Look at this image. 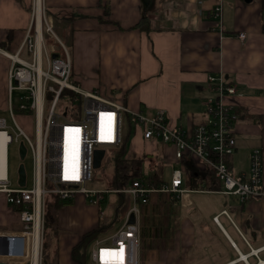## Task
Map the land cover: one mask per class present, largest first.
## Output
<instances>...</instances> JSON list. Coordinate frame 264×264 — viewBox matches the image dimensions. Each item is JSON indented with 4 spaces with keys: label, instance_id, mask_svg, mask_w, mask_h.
I'll return each mask as SVG.
<instances>
[{
    "label": "crops",
    "instance_id": "0c3cea01",
    "mask_svg": "<svg viewBox=\"0 0 264 264\" xmlns=\"http://www.w3.org/2000/svg\"><path fill=\"white\" fill-rule=\"evenodd\" d=\"M216 1L219 0H204L203 3L198 0H45V9L59 37L62 35L71 44L84 36L91 39L86 43L89 48L84 49L83 55V59L88 58L89 64H85V68L82 65L83 72L75 73L82 81L83 73L91 68L94 82H88L87 88L79 87L87 91L98 90L102 95L123 101L131 110H139L147 115H154L164 109L171 123L186 132L192 131L205 120L208 97L213 95L206 80L207 74L223 71L237 89L236 94L226 96V102L237 113L234 124L236 148L228 163L235 174L246 175L253 148L262 149L264 162V0H221L222 35L213 25L212 7ZM32 3L33 0H0V114L7 115L6 111H9L7 93L10 58L4 51L12 55L18 51L32 20ZM105 8L109 11L106 15ZM142 16L149 18V31L135 26ZM56 18L62 23L57 25ZM57 29H60L61 34ZM240 32L246 33L244 40L238 37ZM41 33L43 35V22ZM19 56L31 60V52L27 48L21 50ZM145 148L147 151L152 149L151 154L162 151L164 172L165 167L181 166L174 157L173 148L160 140H144L136 135L128 150L129 154L142 153ZM243 156L244 164L237 165ZM195 193L221 194L190 190L180 198L181 212L184 214L179 220L180 232L175 234L174 240L168 239L169 242L176 241L175 246L178 245L180 251L185 250L190 254L195 245V226L189 218H196L194 224H201L208 239V242L204 240L202 255L199 254L200 248L197 249L195 256L188 259L187 263L234 264L240 261L239 257L232 259L235 256L230 247L226 249L222 246L220 230L208 224L210 216L222 213L218 227L239 256L240 253L248 255L249 264H255L257 260L256 264H263L264 259L259 253H264V197L249 198L243 205L239 200L226 197L197 209L190 208L195 204ZM154 195L149 203L160 206L158 213L148 215L149 222L165 215L166 223L158 221L156 225L160 231L166 227V236L171 237L177 217L171 211L165 212L166 207ZM5 203L3 212L6 217L16 216L21 223L18 213ZM224 210L228 215L223 214ZM169 214L171 219L167 216ZM0 235L15 238L18 232L0 231ZM64 236L61 237H67ZM73 239L76 240L75 237ZM166 245L160 244L159 248ZM68 247L71 246L67 243L61 248L64 259L69 255ZM216 247L225 253L227 259H224L225 255L217 258L213 256ZM252 250L256 253H251ZM10 253L17 251L1 253L0 260L19 261L29 256ZM249 256H252L253 261L248 259Z\"/></svg>",
    "mask_w": 264,
    "mask_h": 264
},
{
    "label": "built area",
    "instance_id": "2783aa9c",
    "mask_svg": "<svg viewBox=\"0 0 264 264\" xmlns=\"http://www.w3.org/2000/svg\"><path fill=\"white\" fill-rule=\"evenodd\" d=\"M198 2L203 3L204 0ZM212 11L213 25L222 35L224 27L221 0L214 3ZM43 18L46 20V9L42 0L41 22ZM46 21V30L60 43L62 55L56 53L54 48L50 51L43 35L39 37V0H33L32 20L16 54L4 51L10 58V115L0 114V131L6 134V163L4 175H0V192L5 194L7 203L18 213L22 230L15 238L11 235L0 236L13 238L6 241L10 251H19L22 248L24 250L10 254L29 256L19 261L0 262L42 264L46 204L50 195L63 201L84 195L96 205L103 200L104 192H126L131 195V207L119 226L92 243L91 260L92 264H140L141 205L149 203L156 193H179L181 198L190 190L182 187L184 175L181 166L172 168L166 183L160 188L139 178L121 189L87 187V183L94 178L95 151L101 148L107 151V147L111 149L123 142V112L128 114L127 118L130 117L133 135L141 136L144 140H160L169 144L180 165L183 158L189 155L194 157L198 164L212 167L220 180V187L216 192L235 195L241 201L264 197V162L261 148L252 149L250 167L246 175L235 174L228 163L236 148L234 124L237 113L226 102V96L236 94L237 89L223 71L207 74L206 80L213 95L208 97L205 120L192 131L186 132L171 123L164 109L154 115H147L139 110H131L123 101L102 95L98 90L87 91L74 84L70 79L72 62L68 48L55 33L53 25ZM33 28L34 36H31ZM238 37L244 40L246 33L240 32ZM24 48L31 52V60L19 56ZM65 89L78 94L74 101L78 106L69 105L66 101L60 103L61 94ZM15 90L19 91V109L28 114L34 113V141L17 120L13 110L10 96ZM8 118L12 120V125H8ZM15 141L24 142L26 155L29 151L31 153L30 186H27V180L25 186H10L7 176V149L8 145ZM147 153L151 154L152 149ZM132 213L135 220L129 222ZM223 213L228 215L226 210ZM214 220L220 224L219 214L214 216ZM262 263L264 264V260Z\"/></svg>",
    "mask_w": 264,
    "mask_h": 264
},
{
    "label": "rangeland",
    "instance_id": "374dc122",
    "mask_svg": "<svg viewBox=\"0 0 264 264\" xmlns=\"http://www.w3.org/2000/svg\"><path fill=\"white\" fill-rule=\"evenodd\" d=\"M245 4V3H244ZM43 6H46L45 0H43ZM46 8V7H45ZM48 11L46 12V20L50 21V17L48 15ZM45 18H43V38L45 40V33L48 31L46 30V25L47 21ZM56 24L59 25L62 23L61 20H58L56 18L55 20ZM60 33V29H57ZM51 36V32H48ZM31 36H34V32H31ZM61 40L66 44L69 55L71 57L72 63H73V72L71 75V81L74 82V84L81 86L82 88H87L88 87V82H94V79L92 80L94 76L93 69L89 68L86 72L83 73V79L82 81L78 79L76 72H80L82 70V65L84 64H89L88 63V58L83 59V55L85 50H88V45H86L87 42H90L91 39H87V36H84L80 39V41H75L74 44H71L66 41L62 35H60ZM25 38V37H24ZM24 41V39H23ZM21 42V44L23 43ZM80 42L82 44H80ZM20 44V45H21ZM19 45V47H20ZM46 45L50 49H55L57 52L60 53L61 55L63 54L60 43L58 42L57 39L52 37L50 40H47ZM19 49V48H18ZM85 49V50H84ZM52 53V52H51ZM8 57V56H7ZM88 57V56H87ZM83 72V70H82ZM87 81V82H86ZM7 96L9 97V92L7 93ZM11 102L13 105H15V113H16V118L17 120L21 123V125L24 127V129L28 132V134L31 136V139L34 141V132H35V119H34V113L31 112V114H28L26 112L18 111V107L20 106V100H19V91L15 90L11 93L10 96ZM73 102L70 101L69 105H71ZM8 110V109H7ZM7 116L10 115L9 111H6ZM45 115H46V110H45ZM44 115V119H45ZM127 113L123 112V140L126 138V134L128 132V118H127ZM44 121V120H43ZM12 122L9 118L8 124L10 125ZM26 125V126H25ZM134 136L131 135L128 140H127V146L128 149L131 147L132 143L134 142ZM19 144L20 142H13L12 144L8 145L7 149V176L10 181V186L11 187H18V167L21 162L25 164L26 168V173H27V186H30L31 183V178H32V165H31V153L30 151L24 158V160H21L20 158V153H19ZM106 154L102 160L101 166L98 168L94 169V178L93 180L89 181L87 183V187L89 188H94V189H109L111 186L108 184V179L107 175H110L114 172L115 169V161L112 157L111 149L109 147L106 148ZM147 148L144 149V152H147ZM245 162V157L243 156V159L240 157L238 164H244ZM179 165H173L165 167V172L164 175L165 177L171 174L172 168H178ZM115 193L112 192H104V198L101 200L98 204H93L89 201L88 198H86L84 195H77L75 198L70 199L67 202V204L55 211V217L56 221L54 224H52L48 230L47 234V243H46V255L43 253V259L47 260L49 264H71L70 263V258L66 257L65 259L63 258L65 255L62 252L61 248H64L65 244H69V246L72 245V241H76L73 239H77L79 236H81L86 230L91 229L94 227L100 219H103L104 216H107L108 218L112 217L114 214V199H115ZM154 197H157L154 195ZM229 196H225L221 194L217 195H210L207 193H195L193 194V199L195 204L191 206L190 208L194 207L197 209H201L204 206H208L213 203H217L219 200L218 199H223ZM5 198L6 196L2 193H0V231H15L19 232L22 230V225L18 220V217L12 216V218L6 217L4 211V203H5ZM230 199H232L230 197ZM7 203V202H6ZM5 203V204H6ZM8 205V204H6ZM142 205L140 207V218H141V226H142V236H141V242L139 245V258H140V264H188L186 258V255L189 253H186V251H180V247L177 245L175 246V242H169V240L166 241L165 244H167L164 247L159 248L160 244L158 243L157 240H151L149 237V231H150V225L149 221L146 220V225H145V219L143 217V210H142ZM169 213V212H168ZM171 219V215H167ZM5 219H8L7 222L4 224H1V222ZM191 223L194 224V219L189 218ZM145 225V226H144ZM198 225V224H197ZM199 229V228H198ZM196 230V229H195ZM194 230V234H195ZM61 237L62 235L67 236L66 243H61L59 244V248L57 252H54V249H57L58 247V236ZM147 235V236H146ZM64 236V237H65ZM199 237V236H198ZM196 236V241L199 239ZM69 241V242H68ZM159 244V245H158ZM177 244V242H176ZM178 244L180 245V242L178 241ZM61 245V247H60ZM1 247H8V244L6 241L0 242V248ZM200 251L199 254L202 255V250L203 248L202 245H199ZM198 248V249H199ZM68 252L69 254L70 248L68 247ZM154 250V251H153ZM160 250V251H157ZM62 254H61V253ZM197 250H194V253H196ZM63 257H62V256ZM264 256V253L262 254ZM57 260L58 262H55ZM253 261V258L250 259ZM88 264H92L91 260V252L89 250L88 253ZM189 264H195L194 262H191Z\"/></svg>",
    "mask_w": 264,
    "mask_h": 264
},
{
    "label": "trees",
    "instance_id": "16d2710c",
    "mask_svg": "<svg viewBox=\"0 0 264 264\" xmlns=\"http://www.w3.org/2000/svg\"><path fill=\"white\" fill-rule=\"evenodd\" d=\"M108 9H104V14H108ZM137 28L149 31L150 30V23L149 18L147 16H142L140 18V21L135 25ZM52 36L47 32L45 33V40H50ZM78 86V85H77ZM78 94L70 89H65L63 93L61 94V100L60 103H66L69 104L70 101H72V104H75V98ZM67 96V97H65ZM65 97V99H64ZM66 101V102H65ZM78 106V104H75ZM80 106V105H79ZM15 105H13V110L15 112ZM18 111H21L18 107ZM23 112V111H22ZM128 132L126 134L125 140L116 147L111 148V153L113 154L112 157L115 161V169L114 172L110 175H107V181L108 184L111 186V188H125L129 186L132 181L136 178L142 179L149 184L155 185L156 187L160 188L163 184L166 183L165 175H164V158L162 151H158L156 154H148L145 152L142 153H136L131 152L129 154L128 146H127V140L128 138L134 134L132 123L130 122V117L128 116ZM230 162V159L228 160ZM183 168V175L184 179L182 182V187L185 189L190 190H208L214 193L216 192L220 187V180L215 175V171L212 167L209 166H203L197 163L196 159L192 156L186 155L182 160ZM166 173V172H165ZM115 199H114V214L112 217L108 218L107 216H104L103 219H100L98 223L92 227L91 229L86 230L81 236H79L76 241H74L70 247L69 255L70 263L71 264H88V253L90 250V247L92 243L99 238L102 235L107 234L117 226H119L125 216L129 208L131 207V195L126 192H117L115 193ZM158 198H160L162 206H165V212L168 213V211L173 212L174 216L177 217V224L176 228H173L172 234L173 236L167 237L168 232L167 229L163 228L160 231V228L158 225V221H161L162 223H166L167 219L166 216L161 217V219L157 218V220H152L150 225V233L149 237L151 240H157L159 244H165L166 241L169 239L170 241L174 240L175 234L180 232V218L184 215L181 212V199L179 196V193H156L155 194ZM229 196L232 199L230 200H239L240 204L243 205L245 201H241L237 196L235 195H225ZM67 204L66 201L60 200L57 197L50 195L48 197L47 201V209H46V218H45V230H44V244H43V253L46 255V243H47V234L49 232L48 228L55 223L56 217H55V211L57 209L62 208ZM143 210V217L145 219V225L146 220L150 221V218H148V215L153 213H158L159 209L158 205L147 203L142 205ZM228 210L227 208H224ZM223 210V209H222ZM221 210V212H222ZM225 214V213H223ZM222 215L219 214V218ZM192 216V214H191ZM196 218L194 219V221ZM198 224V225H197ZM208 224H213L215 227H217L222 236L219 240L222 243V246L227 248H231L234 251V258H238L239 254L235 250V248L231 245V243L228 241L225 234L221 231V229L218 227V224L214 220L213 215L210 216V220ZM144 225V226H145ZM199 228V229H198ZM227 228V227H226ZM195 238L196 236L199 238L197 241L194 240L195 245L193 246L190 254L188 255V259H192L194 255V250H197L199 248V245L204 244L205 242H208L207 237L204 235L203 229L201 227L200 223H195ZM228 229V228H227ZM167 235V236H166ZM58 236V240L64 241L66 238ZM141 236H142V226H141ZM147 236V235H146ZM58 241V242H60ZM58 250L54 249V252L56 253ZM250 251V250H248ZM213 256L214 257H223L225 253L221 250H218V247H216L213 250ZM263 253H259V255L264 259V256H262ZM253 256V255H252ZM252 256H249L248 259L250 260ZM254 257V256H253ZM224 259L226 258V255L224 256ZM229 260L225 261L228 262ZM251 261V260H250ZM55 262H58L55 260ZM258 263V260L256 261ZM255 263V264H256ZM42 264H49L47 260H42ZM234 264H245L244 261L240 260L238 262H235ZM254 264V263H253Z\"/></svg>",
    "mask_w": 264,
    "mask_h": 264
},
{
    "label": "water",
    "instance_id": "95a60500",
    "mask_svg": "<svg viewBox=\"0 0 264 264\" xmlns=\"http://www.w3.org/2000/svg\"><path fill=\"white\" fill-rule=\"evenodd\" d=\"M53 56L55 57L56 54H53ZM19 153H20L21 160H24V158L26 157L27 148H26L24 142H22V141L19 144ZM105 154H106V150L104 148L97 149L95 151L94 168H98V167L101 166V163H102V160H103ZM26 180H27V173H26L25 164L23 162H21L19 167H18V185L25 186L26 185ZM134 220H135V216L132 213L130 215V217H129V222H133ZM218 225H220V224L218 223ZM222 230L224 231V229H222ZM8 238L12 239V237L0 236V242L6 241ZM21 239L23 240V243H24V239L23 238H21ZM22 250H23V248L21 250L17 251V252H24V250L23 251ZM6 251L13 252V251H10V250H6V249H4L2 247L0 248V253L6 252ZM251 253H256V251L252 250ZM239 259L240 260H244L246 264H249L247 262V260L243 257L242 253H240ZM0 264H4V263L0 262Z\"/></svg>",
    "mask_w": 264,
    "mask_h": 264
},
{
    "label": "bare ground",
    "instance_id": "6f19581e",
    "mask_svg": "<svg viewBox=\"0 0 264 264\" xmlns=\"http://www.w3.org/2000/svg\"><path fill=\"white\" fill-rule=\"evenodd\" d=\"M41 7L42 0H39V37L41 33ZM40 128V125H39ZM5 163H6V134L0 131V175H4L5 171ZM243 257L247 260V255L243 254Z\"/></svg>",
    "mask_w": 264,
    "mask_h": 264
}]
</instances>
